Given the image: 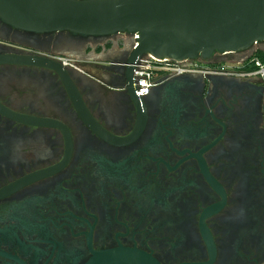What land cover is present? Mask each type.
<instances>
[{
	"label": "flooded vegetation",
	"instance_id": "af4514ba",
	"mask_svg": "<svg viewBox=\"0 0 264 264\" xmlns=\"http://www.w3.org/2000/svg\"><path fill=\"white\" fill-rule=\"evenodd\" d=\"M133 45L0 19V264H264V80L217 69L252 46L139 96Z\"/></svg>",
	"mask_w": 264,
	"mask_h": 264
},
{
	"label": "water",
	"instance_id": "95a60500",
	"mask_svg": "<svg viewBox=\"0 0 264 264\" xmlns=\"http://www.w3.org/2000/svg\"><path fill=\"white\" fill-rule=\"evenodd\" d=\"M0 19L36 33L106 36L138 32L129 58L150 53L173 60L235 53L264 41V0H0ZM56 68L49 60H21ZM147 264H158L142 255Z\"/></svg>",
	"mask_w": 264,
	"mask_h": 264
},
{
	"label": "built area",
	"instance_id": "2783aa9c",
	"mask_svg": "<svg viewBox=\"0 0 264 264\" xmlns=\"http://www.w3.org/2000/svg\"><path fill=\"white\" fill-rule=\"evenodd\" d=\"M131 37L134 41V48L138 44V32L132 33ZM262 42L264 41H255L253 43V50L250 57L244 58L240 61L222 64L217 68L218 71H231L232 73L246 77L259 76L264 80V61L255 54L256 50L259 49V44ZM188 60L190 59L173 60L169 58H158L150 53L143 54L137 59L133 70L136 93L139 96H145L148 94L150 88L165 76L173 73H183L196 70L197 67L195 65H185ZM62 61L67 63L66 58H62Z\"/></svg>",
	"mask_w": 264,
	"mask_h": 264
},
{
	"label": "trees",
	"instance_id": "16d2710c",
	"mask_svg": "<svg viewBox=\"0 0 264 264\" xmlns=\"http://www.w3.org/2000/svg\"><path fill=\"white\" fill-rule=\"evenodd\" d=\"M256 56L259 57L262 61H264V50H256Z\"/></svg>",
	"mask_w": 264,
	"mask_h": 264
},
{
	"label": "rangeland",
	"instance_id": "374dc122",
	"mask_svg": "<svg viewBox=\"0 0 264 264\" xmlns=\"http://www.w3.org/2000/svg\"><path fill=\"white\" fill-rule=\"evenodd\" d=\"M259 49H264V42L259 44Z\"/></svg>",
	"mask_w": 264,
	"mask_h": 264
},
{
	"label": "crops",
	"instance_id": "0c3cea01",
	"mask_svg": "<svg viewBox=\"0 0 264 264\" xmlns=\"http://www.w3.org/2000/svg\"><path fill=\"white\" fill-rule=\"evenodd\" d=\"M261 50H264V49H261Z\"/></svg>",
	"mask_w": 264,
	"mask_h": 264
}]
</instances>
